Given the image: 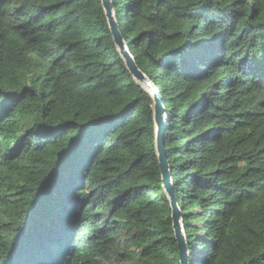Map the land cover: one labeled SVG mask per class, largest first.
<instances>
[{"label": "trees", "instance_id": "obj_1", "mask_svg": "<svg viewBox=\"0 0 264 264\" xmlns=\"http://www.w3.org/2000/svg\"><path fill=\"white\" fill-rule=\"evenodd\" d=\"M112 3L189 263L264 264V0ZM156 131L102 0H0V264H181Z\"/></svg>", "mask_w": 264, "mask_h": 264}, {"label": "water", "instance_id": "obj_2", "mask_svg": "<svg viewBox=\"0 0 264 264\" xmlns=\"http://www.w3.org/2000/svg\"><path fill=\"white\" fill-rule=\"evenodd\" d=\"M103 7L109 22L110 30L119 53L124 60L127 69L134 79L142 85L152 96L154 100V119L156 124V148L158 153L159 165L163 174L164 188L171 202L172 219L176 240L180 248L181 264L189 263V248L186 241L183 227L182 211L179 208L178 200L173 191L171 182V172L166 156L164 133L167 126V114L163 106V99L154 83L139 69L136 60L130 53L128 44L124 40L119 25L115 18L114 6L112 0H102Z\"/></svg>", "mask_w": 264, "mask_h": 264}, {"label": "snow or ice", "instance_id": "obj_3", "mask_svg": "<svg viewBox=\"0 0 264 264\" xmlns=\"http://www.w3.org/2000/svg\"><path fill=\"white\" fill-rule=\"evenodd\" d=\"M254 71H258L264 73V65H261L259 68L253 69Z\"/></svg>", "mask_w": 264, "mask_h": 264}]
</instances>
